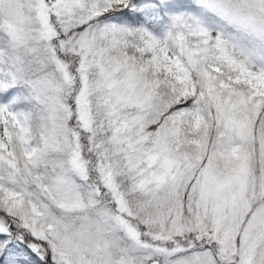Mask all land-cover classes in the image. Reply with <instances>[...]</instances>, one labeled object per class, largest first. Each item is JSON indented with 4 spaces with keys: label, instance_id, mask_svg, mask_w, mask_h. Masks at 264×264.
I'll return each instance as SVG.
<instances>
[{
    "label": "snow or ice",
    "instance_id": "obj_1",
    "mask_svg": "<svg viewBox=\"0 0 264 264\" xmlns=\"http://www.w3.org/2000/svg\"><path fill=\"white\" fill-rule=\"evenodd\" d=\"M0 264H264V0H0Z\"/></svg>",
    "mask_w": 264,
    "mask_h": 264
}]
</instances>
